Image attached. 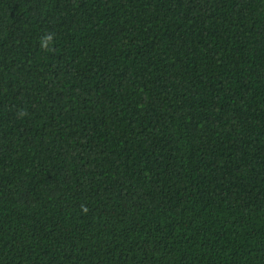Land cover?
<instances>
[{
  "label": "trees",
  "instance_id": "16d2710c",
  "mask_svg": "<svg viewBox=\"0 0 264 264\" xmlns=\"http://www.w3.org/2000/svg\"><path fill=\"white\" fill-rule=\"evenodd\" d=\"M0 264H264V0H0Z\"/></svg>",
  "mask_w": 264,
  "mask_h": 264
}]
</instances>
